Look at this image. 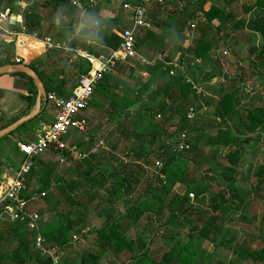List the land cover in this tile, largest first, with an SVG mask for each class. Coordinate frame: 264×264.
<instances>
[{"label":"trees","instance_id":"1","mask_svg":"<svg viewBox=\"0 0 264 264\" xmlns=\"http://www.w3.org/2000/svg\"><path fill=\"white\" fill-rule=\"evenodd\" d=\"M69 1L70 0H45V2L40 5L42 9H51L54 11L48 15V19L47 16H42L41 13L36 10V7L26 10L23 13L22 25L19 30H21L24 35L34 37L38 40H41L50 31V34H55L62 42L69 40L68 46L71 50L79 51L94 59L106 56L109 52L119 48L122 42V32L125 29L119 16H115L113 19L99 20L98 27L95 28L94 24H92L90 28L83 30L78 36H74L72 24L70 22L64 25V28H62L61 24L56 25L55 22L48 25L46 29L43 28V23L50 19L54 21L53 15L57 9L61 8ZM105 1L107 2L108 0ZM141 1L142 0H126L125 3L139 5ZM206 1L207 0H195L193 7H190L189 2H187V5H179L177 0H166L162 4L152 3L147 12V20L150 23V28L151 26L156 28L160 34L155 36L150 28L139 30L136 32L135 38L138 39V34L141 31L144 32V38H142L139 43L136 40V49L140 51L139 46H141V44L143 45L144 41H153L158 44L160 49L158 54H161L163 57L167 49L170 48H173L174 53H179L182 51L181 44L186 39L183 32L185 30L191 31L190 25L193 24V31L197 30V32L200 33V37L195 41L192 48L193 61L200 60L201 63L209 61V52L213 44L210 40L205 38L207 32L214 31L215 34L218 35V41L223 40L226 42L227 40H225V38L235 40L228 36V32L225 28L234 18L230 14H226L222 8V5H230L234 0H210L208 2L211 6L205 11L204 6L206 5ZM168 8H170L172 12H166ZM242 10L244 14L250 16L246 20L237 22L233 30L236 31L240 29L247 32L249 31L248 33L250 36L251 33H258L261 37V46L255 50L254 58L250 61L249 67L252 76L255 74L262 77L261 72L264 73V0H254L253 6H243ZM159 14H165L164 18L160 20ZM251 37L253 38L254 36L252 35ZM166 38L167 40H165ZM175 39L180 40V43L175 44ZM56 40L54 41L57 42ZM145 53L147 52L145 51ZM74 54L75 52L69 53L67 57H71ZM4 55L5 57L1 60L0 67L13 65L10 62L14 57L12 46L5 45ZM177 55L178 54H174L175 57ZM174 56L164 57L163 62H158L153 67H145L132 61L125 65H120L121 67H127L131 72L134 66L144 67L149 75L147 82L142 86V90L136 94L134 103L131 107H135L138 105V102L143 101L145 95H153L155 97L161 96L163 98V102L158 103L155 109L151 110L148 105H143L141 106L142 112L137 114L141 115L147 113V115L151 114L152 116L155 113L160 116L161 120L156 121L149 116L150 120L147 125L148 133L146 135L135 133L134 140H137L140 144L139 146L135 144L127 155L131 163H135L134 166L125 165L124 167L121 162H118L117 164L122 170L117 171L114 169L113 172L106 175L105 172L99 171V167L103 165L104 161L100 160L102 158H100V154L91 155L87 159L79 161L82 162V164L78 162L73 164V161L66 153L53 152V154L59 158L58 160H62L64 165L70 167L71 173H76L77 179L60 184L59 192H57L60 197L57 200L56 206L62 204L61 210H58L57 207H53L49 201L45 202L46 206L51 208L54 212V216L43 224L40 223L38 226L47 245L58 248L60 252L63 249L71 248L69 241L76 223L68 212L65 213V207L67 205L71 207L77 218H80L81 214L87 210V206L78 202L74 203L73 193L78 190L81 185L85 184L90 189L97 190V192H104L105 200H109L110 204L113 205L117 195L129 196L133 192V186L140 183V177L146 173L145 170L152 160L163 162L164 166L161 167L159 173H157L153 179L148 180L146 186L149 196L142 202L143 208L138 205L130 206L122 219L110 225L108 229L98 232L97 236L101 243L99 248L102 250L113 248L115 255L123 252L131 253L134 240L127 233L128 230L138 223V219L142 217L144 213H150L155 208L157 209L155 213H160L162 209L169 210V221L172 222L179 219L188 226V230L185 235L186 241H176L172 244L168 252L164 253L159 260H153L150 264H172L176 259L185 261L187 258L193 257L194 252L192 253L190 249L191 243L194 240L208 241L209 243H215L217 241L218 236L221 234V229L216 226L217 220L220 218L219 213L230 210V203L227 200V191H220L209 195L206 209L190 206L187 196L189 193L194 192V189L191 187L194 180L192 179V170H190L189 163L192 161H201L203 159L204 147L208 145L228 148L230 150L234 149V151L230 152L225 157V162L228 163V165L225 168V172H222L220 176L221 180L229 186L231 184V179L235 177L234 168L241 153L251 144V141H254L255 144L258 142L261 143V138L264 135V108L261 110L246 109L244 111V116H240L238 126L244 131V138L241 139L233 135L226 122L230 120L231 115L236 112L239 106L242 107V100L238 98V95L242 91L241 87L244 85V82L243 79L239 77L235 79L225 78L228 82L232 83V92L220 91L218 93L221 105L220 112L222 114L220 115L219 112H216V119H218V121H221V119L227 121L224 124H217L218 122L215 120L217 122L214 127L216 131L215 135H205L204 133L208 128H203V126L196 127L191 124L188 118L187 108L192 105L190 103V97H195L190 86L184 82L185 80L182 74L178 73L176 77H170L168 75V71L172 68L173 63L181 64L183 62L180 56L177 59H175ZM26 67L37 75L44 89V96L41 102V113L48 105L45 99L48 94L52 93L62 98H67L71 95V92L78 83L79 77L90 70V63L84 60L82 65L76 63L64 64L57 68H52L51 70L48 68L38 70L37 67L30 64H26ZM109 74L110 73L104 74L97 84L99 93L110 95L108 91L110 89V86L108 87L110 80ZM18 76L27 79L33 89L24 98L28 104L29 110L35 103L36 88L28 76L24 74ZM155 84L159 85V89H157V86L155 88ZM110 90L114 93L115 88H111ZM127 107L128 106H126V108ZM126 108L124 107L122 111L124 112ZM37 119L36 117L25 122L13 130L10 135L21 132H23L24 135L34 133V123ZM17 121V118L6 120L5 125L0 127V132L15 124ZM125 122L126 119L120 124L124 132H117L118 137L123 136L122 138H125L126 136L133 135V133L128 132ZM166 126L177 127L179 131L185 130L191 134H195L194 139L188 140V150H184L178 154H172L171 149L167 146H161L155 150L151 149L161 137H166L168 135L167 129L165 128ZM245 136L248 137L245 138ZM203 137H205V141ZM31 141L32 140L29 139L27 142L21 141L19 143H28ZM148 147L150 149H147ZM48 165L50 166L51 163ZM71 165L76 166L72 167ZM44 169V177L48 179L53 177L52 170H48V167ZM82 169L84 170L83 172H81ZM219 171L221 170H214V172L210 173H214V175L218 177L217 172ZM31 173H35L33 167L31 168ZM259 174L261 175V172H259ZM176 185L187 186V195L176 193L174 191ZM25 191L26 189L24 188L21 194L25 201H32L37 198V194H39L36 193L30 197L24 198L23 194ZM256 192L264 194V181L261 179L256 187ZM83 193L89 203L94 200L90 190L87 189ZM201 202L205 203V201L202 200ZM0 230L1 240L14 239L9 251L0 250V264H48V261L42 260L33 249V239L36 236V231L30 230L25 222L17 220L10 221L6 218H0ZM239 256L243 259L250 260L251 264H264V247L259 251L241 252ZM99 258V255L95 253L82 255L79 257L76 264H100ZM142 263L141 260V264Z\"/></svg>","mask_w":264,"mask_h":264},{"label":"rangeland","instance_id":"2","mask_svg":"<svg viewBox=\"0 0 264 264\" xmlns=\"http://www.w3.org/2000/svg\"><path fill=\"white\" fill-rule=\"evenodd\" d=\"M86 1V0H84ZM195 0H178L179 5H187L193 7ZM126 0H99L97 2V10L105 9L114 12L116 16H122V6ZM254 0H234L230 5H223L226 14L233 16V20L225 26L228 36L235 40L226 42L223 40L218 41V35L214 31H209L205 34V38L210 40L213 44L209 52L210 60L202 62L198 66H191L194 62L192 58V48L195 41L200 37L197 30H185L183 32L186 39L182 42V51L174 53L173 48L167 49L164 57L174 56L178 54L183 60L185 65V76L192 79L194 82L203 87L201 95L190 97V107L187 108V114L191 110L188 117L191 124L196 127L208 128L205 135L214 136L216 131L215 124H224L227 120L218 121L216 119V112H220V99L218 93L228 92L231 93L232 83L227 79H235L239 77L243 79L244 85L241 87L242 91L238 98L242 100L241 106L234 112L227 126L231 133L241 139L244 138V131L239 126L240 116H244L246 109H262L264 108V73L261 76L251 74L249 63L254 58V52L262 43L261 37L258 33H251L249 31L236 30L235 25L239 21L249 18L250 15L243 13V6H253ZM152 11V10H151ZM150 11V12H151ZM166 12H172L170 8ZM49 15V14H48ZM47 16V19L49 16ZM165 14H159L160 20L164 18ZM53 20H47L44 26L51 25ZM93 23H90V26ZM124 28L129 27V24H122ZM96 28V27H95ZM155 36H158L159 31L152 27L150 28ZM47 37L51 39H58L54 34L47 33ZM144 38V32H139L137 42ZM167 40V38L165 39ZM175 44L180 43V40L175 39ZM141 44V43H140ZM141 52H147L146 56L153 57L159 53V46L153 41H144V44L139 46ZM224 51L226 54L224 55ZM131 72L127 67H117L110 77V85L108 87L115 88L114 93L110 95L101 93L96 95L97 85L93 90L92 98L97 100V104L93 102L82 112V119L86 122V130L83 133H72L65 137L62 141L69 148L76 149L82 153H87L90 148L94 146L99 140L103 141L104 148L99 151L100 160L103 165L99 167L100 172H105L106 175L113 172L114 169L122 170L118 166V162L122 165L134 166L128 158V153L133 146H139V142L134 140V135H146L148 133L147 125L150 118L160 121V116L155 113L140 114L142 112L141 106L148 105L149 108L155 109L158 103L163 102L161 96L143 95V101L138 102L137 106L131 107L134 103L136 94L142 90V86L147 82L149 75L144 67L134 66ZM168 79V78H167ZM169 81V80H168ZM237 83V82H236ZM155 88L159 89V85L155 84ZM96 96H95V95ZM142 96V97H143ZM147 98V99H146ZM126 106H128L126 108ZM126 108L124 112L123 108ZM122 112V113H120ZM149 116H151L149 118ZM126 119L127 130L133 135L126 136L125 138L118 137L117 132H124L120 124ZM217 122H216V121ZM128 122V123H127ZM220 122V123H219ZM168 135L161 137L151 149H156L161 146H167L171 149L172 154H178L177 146L181 134H185L187 140L194 139L195 134L188 131H179L177 127L166 126ZM124 134V133H123ZM258 134V133H257ZM248 136H245L247 138ZM204 141H205V137ZM68 142V143H67ZM189 142V141H188ZM189 146V145H188ZM147 149H150L149 147ZM234 151L228 148L206 146L203 151V159L201 161H192L189 163L192 179L194 183L191 185L194 189L193 193L187 196L188 204L190 206H197L199 209L207 208V200L209 195L215 194L220 191H227V200L230 203V210L219 213V220L216 226L221 229V234L218 236L215 243L208 241H196L191 243L190 251L193 253L192 258H187L185 261L174 260L172 264H251L250 260L243 259L239 253L259 251L264 247V194L256 192V187L261 180L264 181V135L261 138V143L251 144L241 153L239 160L234 168L235 177L231 179L230 185L227 186L221 180L222 172L228 163L225 162V157ZM16 157L20 160L21 154L18 147L16 148ZM58 160V159H57ZM55 159L52 163L51 170L53 171L52 182L57 186L63 182L67 183L73 179L71 171H67V166L60 164ZM38 161H34L33 165ZM81 163L79 161L73 162ZM117 164V165H115ZM156 164H159L158 167ZM76 165H73L74 167ZM164 166L163 162L152 160L145 170V174L141 176V181L138 185L133 186V192L127 195H117L114 204L105 200V193L95 189H90L85 184L74 191V203L78 202L87 206V210L77 218L73 210L68 205L65 207L70 217L75 220V226L71 239L69 241V249H63L60 252L62 264H76L79 257L82 255L95 253L99 255L100 264H150L153 260H159L161 256L168 252L172 244L176 241H186L185 235L188 230L181 220L169 221V210L162 209L160 213H155L156 208L150 213H144L138 219V223L128 230L129 236L134 240L132 245V252H123L115 255L113 248L106 250L100 249V239L97 236L98 232H102L110 227V225L117 223L122 219L127 209L132 205H138L141 208L142 202L149 196L147 192V182L153 179L161 167ZM87 168V167H86ZM85 169V168H84ZM130 169V168H129ZM83 170V169H82ZM217 172L218 177L214 175ZM98 171V170H97ZM98 171V172H99ZM129 172V171H128ZM261 172V175L259 174ZM125 173V172H124ZM42 176L40 174L31 173L27 178L25 184L26 191L24 198L30 197L36 193V201L28 203V213L37 214L39 222L44 223L49 218L54 216V212L46 206L49 201L53 207L61 210L62 204L56 206L59 195L50 189L45 190ZM189 182V180H188ZM92 192L94 200L88 202L84 196L85 190ZM174 191L180 195H187V186L176 185ZM44 193V196L41 194ZM39 195V196H38ZM192 196V197H190ZM205 201V203L201 202ZM99 204V205H98ZM65 210V209H64ZM39 228V227H38ZM1 231V230H0ZM40 235L41 231L39 230ZM42 236V235H41ZM14 239H0V250L9 251L12 247Z\"/></svg>","mask_w":264,"mask_h":264},{"label":"built area","instance_id":"3","mask_svg":"<svg viewBox=\"0 0 264 264\" xmlns=\"http://www.w3.org/2000/svg\"><path fill=\"white\" fill-rule=\"evenodd\" d=\"M164 1L166 0H142L139 5L124 3L122 10L129 14L130 25L122 32V42L119 48L98 59L88 57L79 51L71 50L68 46L69 40L65 42H55L51 38L42 40L48 51L57 50L62 51L64 54L75 52L77 55H83V59L90 63V70L79 77L78 83L69 97L62 98L52 93L45 97L46 102L55 111L54 120L47 129L40 131L33 141L18 145L22 160L20 165L12 172V178L4 196L5 206L0 212V218L25 222L30 230L36 231V236L33 239V249L42 260H47L48 264H62L60 251L58 248L46 244L38 229L39 216L28 213L27 201L21 196L33 163L48 151L66 153L72 161H82L91 155L98 154L104 148L103 141L99 140L87 153H82L76 149L69 148L62 140L69 134L85 132L86 122L82 119L81 114L90 104L93 90L104 74L111 73L116 67L125 65L130 61L137 62L145 67H153L156 63L163 62L164 57L161 54L148 57L145 52L138 51L136 49L135 35L141 29L150 28V23L147 20V12L150 5L152 3L162 4ZM94 4L95 2L91 0L90 5L93 6ZM11 20L12 18L8 12L0 10V62L5 57L4 47L6 40L4 35L12 32L8 29ZM94 27H98V22H94ZM193 29L194 25L192 24L190 25V30ZM225 54L226 52L224 51ZM10 62L13 65L21 64V60L16 57H13ZM200 64V60H194L191 66ZM178 73L182 74L184 82L190 86L191 91L195 95L203 93V87L200 84L185 76L184 62L181 64L173 63L172 68L168 71L170 77H176ZM190 114L191 110L188 113V117ZM188 148L187 137L185 134H181L176 149L178 152H182L188 150ZM156 165L160 167L159 164ZM41 196H44V194L42 193Z\"/></svg>","mask_w":264,"mask_h":264},{"label":"crops","instance_id":"4","mask_svg":"<svg viewBox=\"0 0 264 264\" xmlns=\"http://www.w3.org/2000/svg\"><path fill=\"white\" fill-rule=\"evenodd\" d=\"M90 1L91 0H86V1L70 0L61 8L57 9L55 14L53 15L54 16L53 22H55L56 25L61 24L62 28H64V25L70 22L72 24L74 36H78L83 30H87V28H90V23L94 24V22H98L99 20L113 19L116 16L114 12H110L109 10H106L105 5H103V9L97 10L98 7L97 2L99 0H93L95 2L93 6L90 5ZM208 1L210 0H207L206 5L204 6L205 11H207L211 6V4ZM44 2L45 0H0V10L8 12L11 18L14 17L13 25L18 27L17 32H10L4 35V38L6 40V45L12 46L13 54H14L13 56L21 60V64L19 65L26 66V64H30L33 65L34 67H37L38 70L42 68H48L49 70H51L52 68H57L64 64H71V63L82 65L85 60L82 57L83 55L74 54L71 57H67L68 54H64L62 51L46 50L44 44L42 43V40L48 38L47 35H45L41 40H38L34 37L24 35L23 32L19 30L22 25L23 13L26 10L32 7H36V10H38V12H40L41 15L44 17L54 12L51 9H42L40 5H42ZM120 20L122 24L128 23L130 25V16L128 13H125L124 11L122 13V16H120ZM45 22L43 23L42 26L43 28L46 29L47 26H44ZM11 26L12 25H9L8 29ZM56 41L62 42L59 39H57ZM8 66L17 67V65H8ZM18 75L20 74H13V75L6 74L0 76V127L5 125L6 120L17 118L19 121L22 118L29 117L36 112L37 89H36L35 103L31 107V109L28 110V104L24 98L33 89L27 79ZM113 75L114 73L111 72L109 74V78L113 77ZM108 85H110V80ZM98 94L99 92L97 90L96 95L98 96ZM101 95L103 94L101 93ZM42 98L43 97L40 98L38 113L29 120L25 121L28 122L36 117L38 118L34 123V128H35L34 133H29L24 135L23 132H21L10 135V133L16 129L15 128L13 130H9L7 133L0 136V209H3L5 206L4 196L7 187L10 184L12 178V172L19 166L22 160V156L20 160L16 157V148L18 147L19 144H22L19 142L21 141L27 142L29 139L33 141L35 137L39 134V132L47 129L54 120L55 111L49 104L45 107V110L40 113ZM94 98L91 97V104H93L94 102L96 105L97 100ZM53 152L54 151H48L44 155L36 159V161H38L39 163L36 162V164L33 165V168L36 174H40L42 176L41 181L43 182V186L45 190L49 191L53 187L56 189V192H59L60 184L55 186L51 178L48 179L44 177L45 174L44 168L48 167V170H51L52 163H54L55 159L56 160L59 159L57 156L53 154ZM57 161L60 164H63L61 160H57ZM50 163L51 165L49 166L48 164ZM68 170L69 171L71 170L70 167H67V171ZM83 171L84 170H82L81 172ZM71 174L73 176L72 180L77 179L76 173L74 174L71 173ZM53 175L54 174H52V176ZM51 190L54 192V189ZM32 201H36V198ZM29 202L30 201H27V204Z\"/></svg>","mask_w":264,"mask_h":264},{"label":"water","instance_id":"5","mask_svg":"<svg viewBox=\"0 0 264 264\" xmlns=\"http://www.w3.org/2000/svg\"><path fill=\"white\" fill-rule=\"evenodd\" d=\"M13 24H14V17H12V20L10 22V25H12V26L9 28V30L12 32H17L18 27L14 26ZM6 74H8V75L24 74V75H27L32 80L33 84L35 85V87L37 89V98H36L37 106H36V112L34 114H32L29 117L22 118L16 124H14L11 127L1 131L0 136L7 133L9 130H13V129L17 128L18 126L25 123V121H27L30 118H32L33 116H35L39 110L40 98L44 96V89H43V86L40 83L37 75L34 72L30 71L25 65H17V67H13V66H2V67H0V76L6 75Z\"/></svg>","mask_w":264,"mask_h":264}]
</instances>
